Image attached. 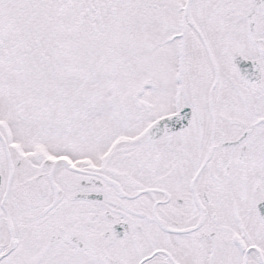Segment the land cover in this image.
<instances>
[{
  "label": "snow or ice",
  "instance_id": "obj_1",
  "mask_svg": "<svg viewBox=\"0 0 264 264\" xmlns=\"http://www.w3.org/2000/svg\"><path fill=\"white\" fill-rule=\"evenodd\" d=\"M0 264H264V0H0Z\"/></svg>",
  "mask_w": 264,
  "mask_h": 264
}]
</instances>
